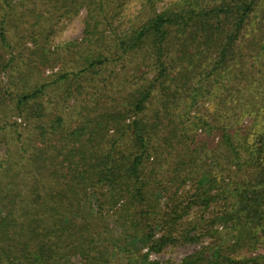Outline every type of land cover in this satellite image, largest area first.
Listing matches in <instances>:
<instances>
[{
	"label": "trees",
	"instance_id": "16d2710c",
	"mask_svg": "<svg viewBox=\"0 0 264 264\" xmlns=\"http://www.w3.org/2000/svg\"><path fill=\"white\" fill-rule=\"evenodd\" d=\"M3 76L0 264H264V0H0Z\"/></svg>",
	"mask_w": 264,
	"mask_h": 264
},
{
	"label": "rangeland",
	"instance_id": "374dc122",
	"mask_svg": "<svg viewBox=\"0 0 264 264\" xmlns=\"http://www.w3.org/2000/svg\"><path fill=\"white\" fill-rule=\"evenodd\" d=\"M85 16V10H82L80 12V14L78 16H76L75 18H73V20L71 21H64L63 23H65L64 28H62L61 30H59L56 34V39H55V43L52 46V49H55V45L62 42V41H66V40H76V39H81L83 36V32H84V24H83V18ZM60 67V63L55 64L54 66H49L46 69V74H51L54 72H57L58 69ZM3 79H0L1 82V86H8V79L6 76L2 77ZM71 103L74 102L73 98L70 100ZM56 101L52 106L56 105ZM67 103V102H66ZM202 104V102H200ZM59 104H61L64 107L65 101L60 97L59 100ZM70 104V103H69ZM207 104V102H206ZM54 108L52 107V110ZM14 119H17L18 121H21V118L19 117H14ZM76 123V122H75ZM201 132V130H200ZM7 140L6 139H2L0 140V158L5 154L6 150H7ZM190 187V183H188L186 185V188ZM93 203H91L90 207H95V201L94 199ZM165 198H163L160 202L161 205L164 206L165 205ZM217 209V208H216ZM105 214L107 213L108 215V219L111 221V223L115 221L117 215L115 213V211H108V208H106V211L104 212ZM191 214H193V211L191 212ZM190 214V215H191ZM157 235H159L161 232L158 230ZM209 238L204 237L202 242L200 243H180V244H176L175 246H167L165 248V250L160 253V254H156V253H151L150 254V259H157L160 260L162 262H174V263H178L180 262L186 255L193 253L195 251H197L200 246L202 244H206ZM147 249H144L143 252H146Z\"/></svg>",
	"mask_w": 264,
	"mask_h": 264
}]
</instances>
